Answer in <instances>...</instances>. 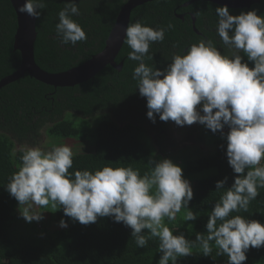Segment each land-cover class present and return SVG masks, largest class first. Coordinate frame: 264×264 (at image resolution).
Instances as JSON below:
<instances>
[{"label":"clouds","instance_id":"1","mask_svg":"<svg viewBox=\"0 0 264 264\" xmlns=\"http://www.w3.org/2000/svg\"><path fill=\"white\" fill-rule=\"evenodd\" d=\"M45 7V0H25L18 11L39 18ZM215 11L222 47L211 38L201 39L183 55L174 54L163 69L149 66L145 57L151 44L162 42L173 25L154 28L137 20L127 25L124 39L131 49L128 59L139 62L132 78L147 100V117L155 123L158 115L177 126L198 122L227 142L228 163L238 175L208 214L206 235L197 233L190 241L168 226L182 208L187 209L185 221L199 215L189 208L192 184L171 158L149 159L143 174L131 165L73 173L69 170L74 152L68 144L48 150L38 145L21 148V164L6 190L18 201L27 222L42 220L40 209L49 208L53 212L62 208L65 216L83 225L112 217L132 229L138 247L158 239V264H179V258L193 254L194 244L204 256L212 255L213 242L227 264H243L250 248L264 246V223L232 215L248 212L260 195L258 189L264 188V15L257 9L233 15L227 4ZM79 14L76 0H68L59 11L55 30L62 44L75 46L88 39L73 19ZM227 179L217 181L216 189H225ZM60 227L67 228V221L61 219Z\"/></svg>","mask_w":264,"mask_h":264},{"label":"trees","instance_id":"2","mask_svg":"<svg viewBox=\"0 0 264 264\" xmlns=\"http://www.w3.org/2000/svg\"><path fill=\"white\" fill-rule=\"evenodd\" d=\"M127 1L76 0L80 14L73 16V19L84 28L88 39L73 46L62 44L55 30L59 22L58 13L68 0H45L46 7L40 10L41 16L36 22L38 34L34 53L37 64L50 73H60L102 52L117 16ZM186 1L190 0H153L132 11L129 24L139 20L154 28L160 26L167 29L169 24L173 25L165 32L162 42L151 44L145 57L149 66L166 68L173 55L178 53L177 47L182 45L179 26L187 27L192 32L191 17H187L186 23L177 18L180 10L176 8ZM219 6L197 0L187 8L197 18L196 28L211 37L217 45L220 44V38L216 31L218 16L215 18V9ZM252 9L264 15V0L251 5V8H229L233 15ZM17 27V15L12 3L10 0H0V81L15 73L22 62L21 53L14 47ZM193 35L196 36L195 33ZM130 51L124 43L117 58L119 63L123 62L121 71L107 65L94 78L74 87H54L25 73L0 89V264H158L161 256L158 239H150L147 246L138 247L131 237L132 229L123 222H115L112 217H99L95 223L83 225L65 216L62 208L55 212L50 208L41 209L48 215L47 222L60 224L61 219H64L68 227L59 225L51 230L48 223L43 228L38 223L33 226L31 223L25 231L26 235L14 234L12 227L23 217L18 210V201L6 190L9 177L21 164L22 152H14L13 140L24 143L29 137H36L43 128H46L51 139H71L75 140L74 143L86 145L89 139H93V152L74 154L73 166L69 170L73 173L78 169L95 171L105 165H131L143 174L150 167L149 159L159 160L162 157L163 152L158 154L155 145L163 147L167 122L157 117L159 125L155 130L158 137L154 138L149 131V124L146 125L150 119L147 114H143V102L136 99L129 106L128 102L122 101L129 99L130 94L135 95L137 89L136 81L132 84V76L139 62L128 59ZM244 59L247 60V57ZM249 63L250 67L254 66L252 62ZM117 78H130V82L127 81L125 85L120 82L119 87ZM69 109L79 112L80 119L87 120V117L99 111L102 115L96 128L88 132L66 116L65 112ZM109 112L111 115L107 114ZM112 113L119 114V119L120 115L126 117L131 113L137 118L120 125L112 118ZM203 131L210 136L215 151L186 160L181 165L185 178L195 181L189 208L199 215L196 220L185 221L187 209L182 208L176 220L168 224L174 234L183 233L190 241H195L197 233L206 235L208 214L238 175L228 163L226 140L221 138L219 132L213 133L205 126ZM224 131L227 132L228 128L225 127ZM221 144L224 145L223 149ZM203 171H207V175L197 179L196 175ZM225 177L228 178L225 189L217 190L216 182ZM258 191L260 195L251 201L248 212L232 215L239 214L264 223V188ZM37 231L45 236L38 237ZM217 251L213 242L212 255L204 256L199 246L194 244L193 254L179 258V264H227V257L217 255ZM243 264H264V246L250 248Z\"/></svg>","mask_w":264,"mask_h":264},{"label":"water","instance_id":"3","mask_svg":"<svg viewBox=\"0 0 264 264\" xmlns=\"http://www.w3.org/2000/svg\"><path fill=\"white\" fill-rule=\"evenodd\" d=\"M153 0H128L121 8L115 24L106 40V46L100 53L95 54L85 63L60 73H50L42 69L35 60V42L37 39V18L30 17L18 11L19 6L25 0H10L17 15V31L15 34L14 47L22 56L19 69L0 81V89L21 78L28 73L40 82L54 87H74L86 82L101 71L105 66L110 65L121 70L123 63H115V58L119 54L124 44L125 29L130 23L132 11L147 2ZM209 1L220 6L225 4L229 8L250 7L261 0H203ZM195 21V18H194Z\"/></svg>","mask_w":264,"mask_h":264},{"label":"rangeland","instance_id":"4","mask_svg":"<svg viewBox=\"0 0 264 264\" xmlns=\"http://www.w3.org/2000/svg\"><path fill=\"white\" fill-rule=\"evenodd\" d=\"M108 115H111L110 113H107ZM100 115L102 114H96L90 118L86 119H80V118H74L71 116H67L71 119H74V121L77 122L79 127H82L86 131L90 132L94 130L99 123ZM112 118H115L112 116ZM86 120V122H85ZM120 125L125 123V121L122 120H117L115 119ZM169 125L167 127V130L165 133L167 136L165 137L164 145L163 147H159V145H155V150L157 151L158 154H161L162 152V157L163 158H171L175 163L182 165L186 160H191L195 159L197 157H200L202 155L210 154L215 151V145L210 141V136L208 137V134L203 131V126L196 122L193 123L192 125H185V126H177L174 122L168 121ZM46 128H43L40 133L32 138L29 137L28 140H24V143H20L16 140L14 141V152L21 151V148L24 146H41L45 150H48L52 148L53 146H58L62 144H68L69 146L72 147V150L74 154L77 153H89L94 151V146H93V139H89L88 144H79V143H74L75 140L71 139H61L58 137L55 138H50L45 131ZM151 135L155 138L158 137L157 131L155 129L151 130ZM156 143V142H155ZM162 149V151H161ZM159 159V160H160ZM207 175V171L200 172L199 174L196 175V178H202ZM185 177V176H184ZM192 184V187H194L195 181H190ZM41 211V209H40ZM44 218L40 221H35V222H27L24 218L20 222H17L12 228V232L17 235L25 234V231L27 228L30 227L31 223L32 226L36 225L35 223L39 224L40 228L44 227L47 225L51 230L56 229L59 227V223H56L54 221L52 222H47L48 215L43 213ZM36 235L38 237H44L45 234L41 231H37Z\"/></svg>","mask_w":264,"mask_h":264},{"label":"flooded vegetation","instance_id":"5","mask_svg":"<svg viewBox=\"0 0 264 264\" xmlns=\"http://www.w3.org/2000/svg\"><path fill=\"white\" fill-rule=\"evenodd\" d=\"M197 0H190V1H186V2H184L183 4H181V5H179L176 9L177 10H180V12L177 14V18H179V19H181L182 20V22H184V23H186V21H187V17H191L192 18V25H193V30H192V32H190L189 30H188V28L187 27H181V26H179V32H181L182 33V35L180 36V38H181V41H182V45L180 46V47H177V49H178V53L177 54H181V55H183L184 54V52H186V50L193 44V43H198L201 39H207V38H211V37H209V36H207V35H205L204 33H202L201 31H199L197 28H196V17H195V15L192 13V12H190V11H187V8H189L194 2H196ZM246 8V7H245ZM248 8H251V6L250 7H248ZM194 18H195V21H194ZM215 18H216V13H215ZM193 33H195V35L196 36H194L193 35ZM212 39V38H211ZM218 47H222V45L221 44H219V45H217ZM119 55V54H118ZM118 55L116 56V58H115V63H119L118 62V60H117V58H118ZM172 60V59H171ZM120 63H123V62H120ZM119 63V64H120ZM169 63H171V61L169 62ZM168 63V64H169ZM167 64V65H168ZM166 65V66H167ZM113 67V66H112ZM122 67H123V65H122ZM114 68V67H113ZM116 69V68H115ZM117 71H121V70H119V69H116ZM117 80V84L119 85V87H120V82L123 84V85H125V84H127V81L128 82H130V78H128V79H125V78H123V79H120V78H117L116 79ZM137 83V82H136ZM132 84H135V80H133V83ZM118 85H116V87L118 86ZM132 87V86H131ZM130 97H129V99H122V101H125V102H128V104H129V106H130V104H131V102L132 101H135L136 99H138L140 102H143V107H144V112H143V114H147V111H148V109H147V100H146V98H144V97H141L140 96V94H139V90L138 89H136V94L135 95H133V96H131V94L129 95ZM67 97H69V96H67ZM117 101H118V99H117ZM54 105V104H53ZM66 113V116H71V117H74V118H79V117H81V114L79 113V112H77V111H75V110H67V112H65ZM102 114V112H97V114ZM110 113V112H109ZM118 115L119 114H114V113H112V116H114L115 118H113L114 120L117 118V120H124L125 121V123H128V122H132L133 120H134V117L135 118H137L136 117V115L135 114H130V115H128V116H124V114H122V115H120V119L118 118ZM157 117H158V115H157ZM88 118H90V117H87V119ZM125 123H123L122 125H124ZM137 123V122H136ZM169 122L167 121V124H166V127H168V124ZM147 124H149V131H151V129H156V127H158V125H159V123H158V121L156 120V122L154 123L152 120H148L147 121V123H146V125ZM164 131V130H163ZM156 142V141H155Z\"/></svg>","mask_w":264,"mask_h":264}]
</instances>
